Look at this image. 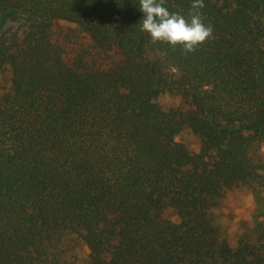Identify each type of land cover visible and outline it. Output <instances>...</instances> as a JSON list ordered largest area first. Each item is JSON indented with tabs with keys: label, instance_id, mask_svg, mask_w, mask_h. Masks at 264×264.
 <instances>
[{
	"label": "trees",
	"instance_id": "obj_1",
	"mask_svg": "<svg viewBox=\"0 0 264 264\" xmlns=\"http://www.w3.org/2000/svg\"><path fill=\"white\" fill-rule=\"evenodd\" d=\"M203 2L185 55L139 0H0V264H264L213 215L264 188V0Z\"/></svg>",
	"mask_w": 264,
	"mask_h": 264
},
{
	"label": "rangeland",
	"instance_id": "obj_2",
	"mask_svg": "<svg viewBox=\"0 0 264 264\" xmlns=\"http://www.w3.org/2000/svg\"><path fill=\"white\" fill-rule=\"evenodd\" d=\"M5 84V79L0 78V85ZM158 101L163 108L168 109L176 105L178 99L163 96ZM177 141L195 151L200 148L199 139L188 131L183 132ZM213 215L223 235L232 243L239 240L254 243L264 227V188L252 190L244 187L232 191ZM70 255L73 264H86V253L82 246L73 249Z\"/></svg>",
	"mask_w": 264,
	"mask_h": 264
},
{
	"label": "clouds",
	"instance_id": "obj_3",
	"mask_svg": "<svg viewBox=\"0 0 264 264\" xmlns=\"http://www.w3.org/2000/svg\"><path fill=\"white\" fill-rule=\"evenodd\" d=\"M138 7L143 13L140 30L149 35L152 43L180 47L187 55L214 38L212 25L204 22L203 0H192L186 15L183 11H170L166 0H139Z\"/></svg>",
	"mask_w": 264,
	"mask_h": 264
}]
</instances>
